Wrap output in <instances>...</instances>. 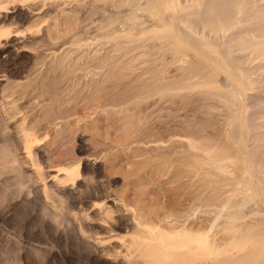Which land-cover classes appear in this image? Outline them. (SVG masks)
<instances>
[{
  "label": "rangeland",
  "instance_id": "obj_1",
  "mask_svg": "<svg viewBox=\"0 0 264 264\" xmlns=\"http://www.w3.org/2000/svg\"><path fill=\"white\" fill-rule=\"evenodd\" d=\"M182 1L0 0V264H182L185 246L158 243L204 234L195 264H264V52L235 46L247 68L220 70L172 29L222 41ZM248 1L212 19L264 40V0Z\"/></svg>",
  "mask_w": 264,
  "mask_h": 264
},
{
  "label": "bare ground",
  "instance_id": "obj_2",
  "mask_svg": "<svg viewBox=\"0 0 264 264\" xmlns=\"http://www.w3.org/2000/svg\"><path fill=\"white\" fill-rule=\"evenodd\" d=\"M39 1V0H38ZM43 1V0H42ZM59 1V0H58ZM159 1H161V0H144V5H141L139 2L137 3V5H136V7L138 6L141 10H144V12H146V14H147V10H150L154 5H156ZM166 1V3L168 2V4L169 3H173L174 4V0H165ZM181 1V0H180ZM184 2H185V0H183ZM182 1V2H183ZM37 2V1H36ZM126 2H128V1H126ZM135 2H137V1H135ZM163 2H164V0H163ZM182 2H180V3H182ZM43 3V2H42ZM124 3V2H123ZM165 3V4H166ZM176 3H178L177 1H176ZM175 3V4H176ZM188 3V2H187ZM186 3V4H187ZM34 4V3H33ZM174 4V5H175ZM190 4V5H189ZM188 5H184V4H179L180 5V9L182 10V12H180L181 14H185L186 15V17L185 18H187V16H189V15H187V14H190V16H189V18H187V19H189L188 21H190V24H192L193 22H196V23H200V24H205L204 26H207L206 28H207V31H208V28H209V31H210V35L212 34L211 32H214L215 34H217V38L218 37H220V36H222L223 38H221L220 37V40L222 39V41L221 42H217V40L215 41L214 39V41L212 40V39H210V38H213V36L212 37H208L210 40H207V39H204L203 37H201L202 35L200 34V33H202L201 32V30H200V35L199 36H197V34L196 35H194L195 33H192V31L190 30V32H188L189 30L188 29H186V28H184L183 30H182V28H180V26H179V24H178V22L176 21L177 20V18H175V19H172V20H174V27L172 28V25H171V28L172 29H175L176 30V32L175 33H177L178 34V32H180L181 33V35L180 36H177V37H179L178 39H180V40H183L184 42H186L185 44H187V45H189V43H190V45H193V46H190V47H192V48H195L196 46L198 47V51H200L202 54L204 53H208V57L211 55V54H209V53H211L212 52V54H214L213 52H221L220 53V55L222 56L223 55V57H222V61L221 62H219L218 60H216L217 62H219L218 63V65L220 66V70L222 69L223 70V67L222 66H224V65H227L228 67H226V68H229V66H232V67H234V68H238V72H239V68L241 67L242 69H241V71L242 70H244V67L245 68H247V66H245L244 65V67H242V66H240V65H243V64H240L239 65V62L240 61H238V55L236 56L235 55V53H234V49H235V46H236V48L238 49V50H240L237 46H241L240 48H245V49H249L250 48V51L252 52V48H255V50H258V51H260V52H264V40H258V39H255V38H250V36H246V37H243V36H238V37H236V38H231V36H229L228 34H226V33H224L225 32V30H224V26L223 25H221L222 24V22L225 24V22L224 21H221V20H216V19H218V18H216L215 20H213L215 17H216V15H218V13L220 12V13H222V12H225V14H226V12L228 13L229 11H233L234 10V8L232 7V6H235V5H237V6H239L240 8H243L244 10H245V7L249 4V1L248 0H190V3H189ZM206 6L205 7V9H204V7L201 9L202 11H201V14H200V16H196L195 17V15L196 14H198V10H199V8H200V6ZM118 6V5H117ZM116 6V7H117ZM135 6V5H134ZM35 7V6H34ZM121 7V6H120ZM125 7V6H124ZM36 8V7H35ZM139 8L138 9H136V10H139ZM168 8H169V5H168ZM167 8V9H168ZM232 8H233V10H232ZM147 9V10H146ZM170 9H172V7H170ZM176 9V8H175ZM178 9V8H177ZM228 9V10H227ZM135 10V11H136ZM152 10H153V8H152ZM179 10V9H178ZM226 10V11H225ZM26 11H28L27 9H26ZM135 11H132L131 10V13L132 12H135ZM140 11V10H139ZM166 11V10H165ZM235 12H236V10H234ZM138 12V11H137ZM142 12V11H141ZM140 12V13H141ZM235 12H233V13H231L232 15H230V13H228V15H230L231 16V18H232V16H233V14H235ZM113 13V12H112ZM166 13V12H165ZM164 13V14H165ZM168 13L169 14H172V17L174 16V13H173V11L172 10H168ZM130 14V13H129ZM128 14V15H129ZM179 14V13H178ZM181 14H179V15H181ZM255 14V13H254ZM117 15V14H116ZM131 16H132V14H130ZM168 15V14H167ZM175 15H177L176 13H175ZM179 15H177V16H179ZM184 15V16H185ZM221 15V14H220ZM224 15V14H223ZM222 15V16H223ZM241 15V14H240ZM113 16V15H112ZM126 17H127V15H125ZM136 15H133V17H135ZM183 16V15H182ZM180 17V20H182L181 18H183V17ZM203 16V17H202ZM212 16H214L213 17V19H212ZM219 16V15H218ZM217 16V17H218ZM124 18L123 19V22H125L124 20L125 19H128L129 18V16L127 17V18ZM133 17H131V22H133L132 21V19L134 20L135 18H133ZM166 17V16H165ZM193 17H195V18H193ZM225 17V16H224ZM248 17H250V16H248ZM110 18H112V17H110ZM140 18V17H139ZM137 16H136V21L137 20H140L141 21V19L143 18H140L139 19ZM184 18V19H185ZM220 18H222V17H220ZM118 19V18H117ZM116 19V20H117ZM144 19V18H143ZM182 20V21H186V19L185 20ZM192 19H195V21H193ZM196 19H197V21H196ZM254 19V18H253ZM191 20L193 21L192 23H191ZM258 20V19H257ZM256 20V21H257ZM113 21L114 20H112V23H113ZM110 22V21H109ZM221 22V23H220ZM230 22H232L231 20H230ZM252 22H254V21H252ZM111 23V22H110ZM164 23V22H163ZM195 23V24H196ZM198 23V24H199ZM106 24V23H105ZM114 24V23H113ZM112 24V25H113ZM139 24H141V22H139ZM159 24V23H158ZM250 24V23H249ZM91 25V24H90ZM120 25V24H119ZM122 25V24H121ZM141 25H145V23L144 24H141ZM165 25H166V23H165ZM197 25V24H196ZM201 25V26H202ZM226 25V27H227V24H225ZM243 25V24H242ZM251 25V24H250ZM96 26V25H95ZM114 26V25H113ZM112 26V27H113ZM124 26V25H123ZM126 26V25H125ZM152 26V25H151ZM155 26V25H154ZM159 26H161V25H159ZM163 26H164V24H163ZM193 26V25H192ZM197 26H199V25H197ZM200 26V27H201ZM108 27L110 28V26L108 25ZM108 27L106 26V25H103V23L101 24V25H98L97 27H94V28H96L97 30H101L102 31V33H101V35L103 34V35H110V34H112L111 32H109V31H111V30H109L108 29ZM127 27H128V25H127ZM155 27H157V26H155ZM199 27V28H200ZM203 27V26H202ZM201 27V28H202ZM241 27V26H240ZM84 28H86V27H84ZM154 28V27H153ZM190 28V27H189ZM192 28V27H191ZM190 28V29H191ZM198 28V27H197ZM238 28V27H237ZM242 28H244V27H241L240 29H242ZM253 28V27H252ZM121 29V28H120ZM151 29H152V27H151ZM158 29V28H157ZM180 30V31H177V30ZM203 29H204V27H203ZM124 30V29H123ZM126 30V29H125ZM197 30V29H196ZM230 30H231V28H230ZM244 30V29H243ZM251 30V29H250ZM249 30V31H250ZM254 30V29H253ZM114 31V33H116L115 31H116V29L115 30H113ZM121 31V30H120ZM128 31V30H127ZM205 31V30H204ZM208 31V32H209ZM256 31V30H255ZM174 32V31H173ZM196 32V31H195ZM231 33L232 32H234V34H235V32L236 31H230ZM100 33V32H99ZM118 33V32H117ZM167 33V32H166ZM174 33V34H175ZM231 33H229L230 35H232ZM95 34V33H94ZM205 33H203V35H204ZM208 33H206V35H207ZM220 36H219V35ZM73 35V34H72ZM167 35H169V34H167ZM179 35V34H178ZM175 36H176V34H175ZM209 36V35H208ZM216 36V35H215ZM228 36V37H227ZM206 37V36H205ZM75 38V37H74ZM72 39H73V37H72ZM91 39V38H90ZM90 39H88V40H90ZM95 38H93L92 40H94ZM74 40V39H73ZM87 40V39H86ZM91 40V41H92ZM78 41V40H77ZM85 41V40H84ZM262 41V42H261ZM65 42V41H64ZM63 42V43H64ZM79 42V41H78ZM87 42V41H86ZM103 42V41H102ZM167 42V41H166ZM183 42V43H184ZM66 43V42H65ZM74 43V42H73ZM83 43V42H82ZM124 43V42H123ZM170 44V43H169ZM179 44H181L180 42H179ZM117 45V44H116ZM115 45V46H116ZM72 46V45H71ZM74 47V46H73ZM139 47V46H138ZM196 47V48H197ZM74 49V48H73ZM102 49V48H101ZM114 49V48H113ZM237 49H235V51L237 50ZM247 49V50H248ZM75 50V49H74ZM195 51H196V49H194ZM244 50V49H243ZM246 50V51H247ZM96 51V50H95ZM241 51H242V49H241ZM73 52V51H72ZM77 52V51H76ZM98 52V51H97ZM113 52V51H112ZM135 52V51H134ZM137 52V51H136ZM54 53V52H53ZM83 53V52H82ZM199 53V52H198ZM216 53V54H217ZM223 53V54H222ZM239 53V51H237V54ZM68 54V53H67ZM70 54V53H69ZM89 55V54H88ZM101 55V54H100ZM68 56V55H67ZM202 56V55H201ZM205 56V55H204ZM203 56V57H204ZM215 55H213V57H214ZM141 57V56H140ZM64 58V57H63ZM215 58V57H214ZM242 58V57H241ZM80 59V58H79ZM82 59V58H81ZM217 59H219V57L217 58ZM253 59V58H252ZM96 60V59H95ZM211 62H214L215 60L213 59V61H212V56H211ZM219 60H221V59H219ZM216 61H215V63L214 64H216ZM208 62V61H207ZM242 62V61H241ZM62 63V62H61ZM242 63H244V62H242ZM212 64V63H211ZM217 64H216V66H218ZM78 66V65H77ZM80 66V65H79ZM215 66V65H214ZM240 66V67H239ZM113 67V66H112ZM216 68V67H215ZM219 68V67H218ZM225 68V66H224V69H225V71L226 70H230L231 68H229V69H226ZM93 69V68H92ZM88 70V69H87ZM231 70H233V69H231ZM247 70V69H246ZM77 71V70H76ZM79 71V70H78ZM91 71V70H90ZM224 71V70H223ZM222 71V72H223ZM234 71H235V69H234ZM245 71V70H244ZM228 72V71H227ZM231 72L232 71H230V73L228 72V75L229 74H231ZM249 72V71H248ZM248 72H246L247 74H248ZM233 73V72H232ZM245 73V75H247ZM237 74V73H236ZM236 74H235V76H236ZM243 74V73H242ZM66 75V74H65ZM103 75V74H102ZM233 76H234V73L232 74ZM231 75V77H233ZM238 75V74H237ZM244 75V77H246ZM243 76V75H242ZM251 76V75H250ZM230 77V76H229ZM237 79V78H236ZM236 79H234V80H236ZM251 79V78H250ZM254 79H256V78H253L252 80H254ZM229 80H231V79H229ZM236 81H238L237 82V84L240 82L239 80H236ZM235 81V82H236ZM243 81L244 80H242L241 82H242V84H244L243 83ZM103 82V81H102ZM233 82V81H232ZM254 82V81H253ZM235 84V83H234ZM256 85V84H255ZM258 85H260V84H258ZM232 86V85H231ZM240 86V85H239ZM241 87V86H240ZM258 87H260V86H258ZM258 87L256 88V86H255V88L258 90ZM245 89V88H244ZM260 89V88H259ZM242 90H243V88H242ZM239 91V90H238ZM243 91H245V90H243ZM237 92V91H236ZM242 93V91L240 92V94ZM258 95V94H257ZM240 97V96H239ZM251 97V96H250ZM253 100V99H252ZM36 101V100H35ZM256 101V100H255ZM34 102V101H33ZM252 102H254V100L252 101ZM31 103V102H30ZM243 103V102H242ZM251 103V102H250ZM252 104V103H251ZM258 104L259 105H261L260 104V102L258 101ZM257 105V104H256ZM252 106V105H251ZM255 106V105H254ZM262 106V105H261ZM261 106H259V108L261 107ZM263 106H264V104H263ZM262 106V107H263ZM257 108H258V105H257ZM256 108V109H257ZM258 108V109H259ZM264 108V107H263ZM263 108H262V110H263ZM230 109H231V107H230ZM239 109H240V107H239ZM254 108H252V110H253ZM257 109V110H258ZM261 109V108H260ZM259 109V110H260ZM232 110V109H231ZM240 111V110H239ZM243 111V110H242ZM242 111H240V112H242ZM256 111V110H255ZM260 112H261V110H260ZM263 112V111H262ZM238 114H239V112H238ZM245 114H246V112H245ZM249 116V115H248ZM237 117V116H236ZM238 117H240V115H238ZM246 117V116H245ZM261 117V116H260ZM62 119V118H61ZM64 119V118H63ZM245 119V118H244ZM250 119V118H249ZM57 120V119H56ZM55 120V121H56ZM59 120H60V118H59ZM59 120L57 121V122H59ZM236 120H237V118H236ZM251 120V119H250ZM253 120V119H252ZM251 120V121H252ZM250 121V122H251ZM247 122H248V119H247ZM250 122H249V124H250ZM244 123V122H243ZM253 123V122H252ZM255 123V122H254ZM58 124V123H57ZM60 124V123H59ZM59 124H58V126H59ZM52 125H54V124H52ZM236 125V124H235ZM239 125H241V124H239ZM243 125V124H242ZM241 125V126H242ZM245 126H246V124H244ZM252 125V124H251ZM234 126V125H233ZM247 127V126H246ZM235 128V127H234ZM233 129V128H232ZM59 131V130H58ZM245 131V130H244ZM234 132H235V130H234ZM242 133V132H241ZM229 134V133H228ZM243 134V133H242ZM236 135H238V134H236ZM241 135V134H240ZM54 136V135H53ZM241 137V136H240ZM243 137V136H242ZM240 139V138H239ZM255 142V141H254ZM52 143V142H51ZM241 144V143H240ZM243 145V144H242ZM250 146V145H249ZM241 149V148H240ZM245 155V154H244ZM90 158V157H89ZM88 158V159H89ZM255 158V157H254ZM68 159V158H67ZM93 159V158H92ZM98 159V158H97ZM257 159V158H256ZM96 160V159H95ZM90 161V160H89ZM88 161V162H89ZM95 162V161H94ZM73 163V162H72ZM90 163V162H89ZM217 163V162H216ZM222 166V165H221ZM223 168V167H222ZM78 170V169H77ZM76 170V171H77ZM77 172H79V171H77ZM69 174H75L74 172H71V173H69ZM69 176V175H68ZM76 176V175H75ZM70 177V176H69ZM73 177V176H72ZM77 177V176H76ZM68 179V178H67ZM73 180V179H72ZM77 180V179H76ZM203 180V179H202ZM249 180H250V178H249ZM255 180V179H254ZM70 182V181H69ZM74 182V181H73ZM251 183H252V181H250ZM78 183V182H77ZM250 183V184H251ZM254 184V183H253ZM258 184V183H257ZM60 185V184H59ZM72 185H74V184H72ZM254 185H256V183L254 184ZM252 186V185H251ZM69 187V186H68ZM67 187V190L70 192V193H73L74 195H75V193L78 191V188H77V186H73V187H70V188H68ZM256 187H257V185H256ZM253 188H255V186H253ZM61 189V188H60ZM64 190H66V189H64ZM228 190V189H227ZM231 190V189H230ZM256 190H258V188L256 189ZM217 191V190H216ZM237 191V190H236ZM79 192H80V190H79ZM78 192V193H79ZM242 192V191H241ZM226 193V192H225ZM264 193V192H263ZM262 193V194H263ZM71 195V194H70ZM78 195V194H77ZM211 195V194H210ZM213 195H215V194H213ZM76 196V195H75ZM263 196V195H262ZM246 197V196H245ZM108 198V197H107ZM108 199H110V198H108ZM113 200V199H112ZM214 201V200H213ZM227 201V200H226ZM229 204V203H228ZM95 205V204H94ZM240 205V204H239ZM108 207H110V206H108ZM107 208V207H106ZM105 208V209H106ZM224 208V207H223ZM107 210V209H106ZM217 210V209H216ZM105 211V210H104ZM210 211V210H209ZM213 211V210H212ZM215 211V210H214ZM219 212H221V211H219ZM229 213V212H228ZM221 214V213H220ZM225 214V213H224ZM229 215V214H228ZM222 216V215H221ZM230 216V215H229ZM235 217H231V218H237L236 217V215H234ZM181 217V216H180ZM216 217V216H215ZM233 220V219H232ZM177 221V220H176ZM154 222V221H153ZM152 224V223H151ZM184 224V223H183ZM172 225V224H171ZM182 225V224H181ZM186 225V224H185ZM230 225V224H229ZM218 226V225H217ZM175 227V226H174ZM180 227V226H179ZM235 227V226H234ZM181 228H182V226H181ZM171 229V228H170ZM229 229V228H228ZM173 230V229H172ZM187 230V229H186ZM190 230V229H189ZM210 230V229H209ZM259 230V229H258ZM175 231H176V229H175ZM179 231H180V229H179ZM191 231V230H190ZM152 232V231H151ZM153 232H155V231H153ZM171 232H173L174 233V230L173 231H171ZM206 232H208V231H206ZM239 232V231H238ZM156 233V235L158 234L157 232H155ZM182 233V232H181ZM202 234V233H201ZM153 235V234H152ZM159 235V234H158ZM174 235V234H173ZM182 235V234H181ZM255 235V234H254ZM257 235V234H256ZM144 236V235H143ZM162 236H163V234H162ZM166 236V235H165ZM175 236V235H174ZM177 236V235H176ZM175 236V237H176ZM207 236L208 235H206V234H204V235H202V237L200 238V240H199V242L198 243H196V244H191V243H182V242H179V241H177V240H175L173 237H166V238H164L163 240H161V242L160 243H158V242H156V243H158L159 244V246L157 247V249H155V250H160L161 248L163 249L164 247H170V248H173V249H177V248H180L181 246H185L187 249H188V251H185V252H183L184 250H182V252L180 253V254H186L187 255V257H185V259L183 258V263L182 264H195L194 263V256H196V255H204V252L202 251V250H200V248L202 247V245L203 244H207L208 246H211V247H213L214 246V239H209V240H207ZM215 236V235H214ZM250 236V235H249ZM264 236V235H263ZM164 237V236H163ZM209 237V236H208ZM253 237V236H252ZM141 238V237H140ZM140 238H139V240H140ZM148 238V237H147ZM155 237H154V235H153V237H152V239H154ZM256 238V237H255ZM254 237L252 238V239H255ZM142 239V238H141ZM155 240V239H154ZM225 240V239H224ZM256 240V239H255ZM253 240H251L250 241V243L252 242ZM155 242V241H154ZM217 242V241H216ZM222 242V241H221ZM254 242V241H253ZM252 242V243H253ZM220 243V242H219ZM224 243H226V242H224ZM251 243V244H252ZM136 244V243H135ZM263 244V243H262ZM133 245V244H132ZM137 246L136 247H138V249L139 250H142L143 252H144V250H148V251H150V249H152V247L150 246V244L149 243H147V242H143V240H140V242H139V244H136ZM216 245H218V244H216ZM220 245V244H219ZM228 245V244H227ZM230 245V244H229ZM133 247H134V245H133ZM210 247V248H211ZM215 247V246H214ZM213 247V248H214ZM219 247V246H218ZM224 246L222 245V247L221 248H223ZM220 248V247H219ZM260 248H261V245H260ZM172 249V250H173ZM250 249V248H249ZM251 249H253V248H251ZM136 250H137V248H136ZM179 250V249H178ZM214 250V249H213ZM225 251H226V248L224 249ZM215 251V250H214ZM218 251V250H217ZM242 251V250H241ZM252 251V250H251ZM257 251V250H256ZM259 251V250H258ZM152 252V251H151ZM179 252H180V250H179ZM222 252V251H221ZM227 252V251H226ZM249 252V251H248ZM252 252H254V251H252ZM251 252V253H252ZM247 253V252H246ZM245 253V254H246ZM255 253V252H254ZM253 253V254H254ZM249 254H250V252H249ZM258 254V253H257ZM247 255V254H246ZM142 256H143V254H142ZM169 256H176V254H174V253H172V252H163L162 253V255L159 257V256H157V258L159 257V260H161V262L162 261H168L170 258H169ZM254 256V255H253ZM155 257V256H154ZM246 257V256H245ZM245 257H243V258H238V263L237 262H235V263H233V264H239L240 262H242V261H244L246 258ZM150 258L152 259V257L150 256ZM169 258V259H168ZM245 258V259H244ZM252 258V257H251ZM157 260V259H156ZM213 260V259H212ZM252 260V259H251ZM177 261V260H176ZM140 262V261H139ZM142 262V261H141ZM147 262V261H146ZM169 262H171V264L172 263H174L175 262V260L173 259V260H169ZM196 262V261H195ZM234 262V261H233ZM246 262H248V260H246ZM148 263V262H147ZM168 263V262H167ZM181 263V262H180ZM226 263H228V264H230L229 262H226ZM225 263V264H226ZM150 264H154V262H150ZM156 264V263H155ZM157 264H161V263H157ZM176 264H178V263H176ZM211 264V263H210ZM244 264V263H243Z\"/></svg>",
  "mask_w": 264,
  "mask_h": 264
}]
</instances>
